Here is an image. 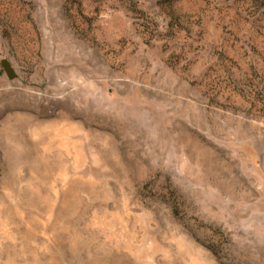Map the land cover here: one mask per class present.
I'll use <instances>...</instances> for the list:
<instances>
[{
	"label": "rangeland",
	"instance_id": "374dc122",
	"mask_svg": "<svg viewBox=\"0 0 264 264\" xmlns=\"http://www.w3.org/2000/svg\"><path fill=\"white\" fill-rule=\"evenodd\" d=\"M0 264H264V0H0Z\"/></svg>",
	"mask_w": 264,
	"mask_h": 264
},
{
	"label": "water",
	"instance_id": "95a60500",
	"mask_svg": "<svg viewBox=\"0 0 264 264\" xmlns=\"http://www.w3.org/2000/svg\"><path fill=\"white\" fill-rule=\"evenodd\" d=\"M2 65L8 75L9 78H15L16 77V71L10 60L8 59H3L2 60Z\"/></svg>",
	"mask_w": 264,
	"mask_h": 264
}]
</instances>
